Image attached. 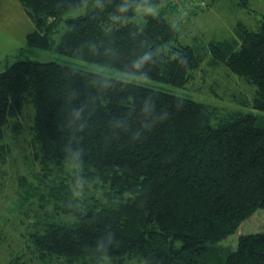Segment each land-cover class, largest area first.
<instances>
[{
  "label": "trees",
  "instance_id": "obj_1",
  "mask_svg": "<svg viewBox=\"0 0 264 264\" xmlns=\"http://www.w3.org/2000/svg\"><path fill=\"white\" fill-rule=\"evenodd\" d=\"M17 1L34 31L21 59L0 72V164L10 154L7 130L19 131L11 121L30 100L33 150L120 195L98 206L54 197L57 216L29 236L31 247L66 264H264V231L221 246L264 209L263 117L27 57L54 51L172 88H183L207 60L253 83L244 105L264 114V19L226 39L182 44L167 16L189 8L183 0Z\"/></svg>",
  "mask_w": 264,
  "mask_h": 264
},
{
  "label": "rangeland",
  "instance_id": "obj_2",
  "mask_svg": "<svg viewBox=\"0 0 264 264\" xmlns=\"http://www.w3.org/2000/svg\"><path fill=\"white\" fill-rule=\"evenodd\" d=\"M191 1L183 0L182 3L189 5V8L167 16L168 20L176 21L182 44L203 45L210 40L226 39L240 27L253 29L260 19H264V0ZM142 11L150 12L152 8L146 6ZM81 13L69 12L66 16L74 17ZM64 25L62 22L52 35L53 43L59 42ZM32 31L34 24L17 0H0V72L21 59V56L15 57L18 53L23 55L24 52L20 50L25 47V38ZM27 57L39 62L57 60L77 64L96 74L185 95L222 112L240 111L264 118V114L244 105L255 92V85L225 65L208 66L207 60L190 73L183 88H172L94 63L57 56L54 51L34 50ZM34 117L33 104L26 100L18 119L11 121L19 126V131H12L13 128L7 130L5 138L10 146V154L5 163L0 164V264H8L13 259L19 264H66L61 259L58 261L38 254L28 241L35 231L44 228L45 222L55 220L57 214L53 213L52 208L54 205L57 208V203H52L54 197L64 198V194H67L71 197L70 201L79 199L75 201L78 206L81 201L86 205H109L120 197L116 189H101L93 180L89 179L85 184V180L80 178L81 173L69 162L55 164L54 161L43 160L40 152L30 145ZM65 218L68 222L71 220L69 216ZM261 231H264V209L256 211L241 223L237 232L224 240L221 246L233 248L239 235ZM100 264L112 262L104 260Z\"/></svg>",
  "mask_w": 264,
  "mask_h": 264
}]
</instances>
